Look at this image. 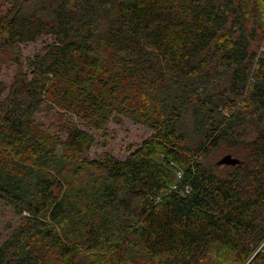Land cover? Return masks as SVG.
<instances>
[{"label":"trees","instance_id":"obj_1","mask_svg":"<svg viewBox=\"0 0 264 264\" xmlns=\"http://www.w3.org/2000/svg\"><path fill=\"white\" fill-rule=\"evenodd\" d=\"M4 1L0 264H264V0ZM123 117L150 135L91 157Z\"/></svg>","mask_w":264,"mask_h":264},{"label":"rangeland","instance_id":"obj_2","mask_svg":"<svg viewBox=\"0 0 264 264\" xmlns=\"http://www.w3.org/2000/svg\"><path fill=\"white\" fill-rule=\"evenodd\" d=\"M7 7L8 6L5 1L0 0V14L4 13ZM51 41L52 39L50 37L41 36L34 42H28L21 45L22 53L24 56H33L35 52L42 50L45 43H49ZM13 72V65L0 64V80L4 81L6 84L11 82ZM35 119L44 128L57 133V128L52 126V123L57 121V117L53 111L43 110L36 114ZM122 119V123L110 121L104 129L100 130L87 126L83 123L80 125L81 128L88 131L95 137V143L90 149L91 157H99L101 152L108 150L116 157L125 159L144 138L150 135L151 132L149 129L143 125L135 123L125 117ZM20 220V217H18V215L13 211V208L6 201L0 200V243L12 232ZM45 264L53 263L46 262Z\"/></svg>","mask_w":264,"mask_h":264},{"label":"built area","instance_id":"obj_3","mask_svg":"<svg viewBox=\"0 0 264 264\" xmlns=\"http://www.w3.org/2000/svg\"><path fill=\"white\" fill-rule=\"evenodd\" d=\"M261 51L264 52V45H262V47H261Z\"/></svg>","mask_w":264,"mask_h":264}]
</instances>
